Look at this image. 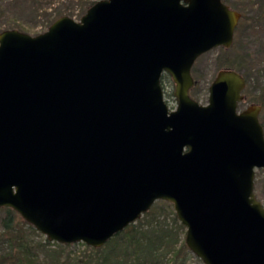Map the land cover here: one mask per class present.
I'll list each match as a JSON object with an SVG mask.
<instances>
[{
  "label": "water",
  "instance_id": "water-1",
  "mask_svg": "<svg viewBox=\"0 0 264 264\" xmlns=\"http://www.w3.org/2000/svg\"><path fill=\"white\" fill-rule=\"evenodd\" d=\"M239 17L222 0H96L36 34L0 30V207L99 247L161 199L203 264H264L260 105L237 110L229 68L204 105L188 94L194 60L228 47Z\"/></svg>",
  "mask_w": 264,
  "mask_h": 264
},
{
  "label": "rangeland",
  "instance_id": "rangeland-1",
  "mask_svg": "<svg viewBox=\"0 0 264 264\" xmlns=\"http://www.w3.org/2000/svg\"><path fill=\"white\" fill-rule=\"evenodd\" d=\"M94 1L96 0H0V21H5L1 24L3 28H15L28 34H36L45 30L48 21L58 13L78 20L88 2ZM222 1L230 9L240 13L232 42L226 48L215 46L196 57L190 68L192 84L188 94L197 103L204 105L207 102L208 86L216 71L223 68L233 69L245 80L243 99L237 106L239 111L251 103L258 104L255 99H261L264 94V0ZM160 84L166 105L169 109H174L176 101L172 94L173 82L166 73H162ZM258 120L264 134V106H260ZM253 193L264 204V168L254 169ZM166 206L173 211L171 204L161 199L155 200L149 208H153V212L160 216L158 219L162 223L169 224L170 220L165 216ZM183 234H178L177 245ZM40 235L44 237L41 233ZM81 243H71L66 250L82 253L84 243ZM185 264L203 263L188 250Z\"/></svg>",
  "mask_w": 264,
  "mask_h": 264
},
{
  "label": "trees",
  "instance_id": "trees-1",
  "mask_svg": "<svg viewBox=\"0 0 264 264\" xmlns=\"http://www.w3.org/2000/svg\"><path fill=\"white\" fill-rule=\"evenodd\" d=\"M88 3L87 7L92 2ZM61 15L58 13L55 18ZM55 18L50 19L47 26ZM4 22L0 21V30L9 29L3 28L1 24ZM255 102L263 107L264 94ZM165 209L169 224L162 223L158 219L160 216L149 208L101 246L81 243L84 251L73 253L66 250L71 243H57L40 237V233L14 210L2 206L0 264H185L188 249L183 238L177 245L178 234L184 233V227L168 206Z\"/></svg>",
  "mask_w": 264,
  "mask_h": 264
},
{
  "label": "flooded vegetation",
  "instance_id": "flooded-vegetation-1",
  "mask_svg": "<svg viewBox=\"0 0 264 264\" xmlns=\"http://www.w3.org/2000/svg\"><path fill=\"white\" fill-rule=\"evenodd\" d=\"M238 22V21H237ZM244 89V88H243ZM243 91V90H242Z\"/></svg>",
  "mask_w": 264,
  "mask_h": 264
}]
</instances>
